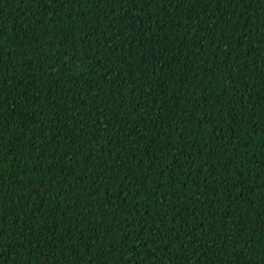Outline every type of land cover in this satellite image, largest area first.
<instances>
[{"label":"trees","instance_id":"16d2710c","mask_svg":"<svg viewBox=\"0 0 264 264\" xmlns=\"http://www.w3.org/2000/svg\"><path fill=\"white\" fill-rule=\"evenodd\" d=\"M0 264H264V0H0Z\"/></svg>","mask_w":264,"mask_h":264}]
</instances>
